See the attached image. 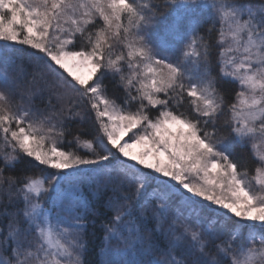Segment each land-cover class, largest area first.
Wrapping results in <instances>:
<instances>
[{"label": "snow or ice", "instance_id": "1", "mask_svg": "<svg viewBox=\"0 0 264 264\" xmlns=\"http://www.w3.org/2000/svg\"><path fill=\"white\" fill-rule=\"evenodd\" d=\"M0 264H264V0H0Z\"/></svg>", "mask_w": 264, "mask_h": 264}, {"label": "trees", "instance_id": "2", "mask_svg": "<svg viewBox=\"0 0 264 264\" xmlns=\"http://www.w3.org/2000/svg\"><path fill=\"white\" fill-rule=\"evenodd\" d=\"M251 2H253V0H251ZM259 7V6H258ZM167 19V17L162 18V24L163 22H166L165 20ZM200 31L203 32L204 28L201 27ZM20 47V46H18ZM23 47H27V46H23ZM215 57H216V50H213V61H215ZM218 70V69H216ZM107 83V81H106ZM232 88H235V84L231 85ZM109 94H112V88L111 86L109 87ZM116 96L118 97L117 102L120 103V99L119 97L123 96V92L122 90L117 91L116 92ZM37 104L40 103L39 99L37 98L36 101ZM155 112V109H153V113ZM70 127L73 130V133H77L79 132V134H83L85 138H91L90 134L94 131L93 129V121L91 116H86L84 121L81 122L80 120H75L72 121L70 124ZM72 136H67L64 143L61 144L60 146L64 149H68L70 147L74 148L75 145H69L67 143L68 140H71ZM34 165H36L33 168V171L36 173H40L42 170L46 171V173H51L54 172L55 170L47 168L46 166L43 165H38V162H33ZM90 198L95 202V207L98 209V214L95 215L94 217L90 216V224L88 227V239L90 241V247H89V253L86 255L85 259L86 260H91V261H98V260H102L103 256L98 255L99 253V246L101 244V239L103 237V228H102V221L106 220L108 216L111 215L110 212L106 213V209L104 207L105 201H106V196H91V194L89 193ZM215 207V206H214ZM222 212V211H220ZM223 213V212H222ZM231 215V214H229ZM93 247H95V252L97 254H93ZM115 260L119 261L121 259H124V257L120 256V255H116L113 257Z\"/></svg>", "mask_w": 264, "mask_h": 264}, {"label": "rangeland", "instance_id": "3", "mask_svg": "<svg viewBox=\"0 0 264 264\" xmlns=\"http://www.w3.org/2000/svg\"><path fill=\"white\" fill-rule=\"evenodd\" d=\"M253 4L254 7H258L259 6V3H260V0H253V2H251ZM166 21V20H165ZM130 135V134H129ZM128 137H124V139H127ZM215 207H218V206H215ZM220 211L222 212H227L226 209H220ZM231 214V213H229ZM232 215V214H231Z\"/></svg>", "mask_w": 264, "mask_h": 264}]
</instances>
